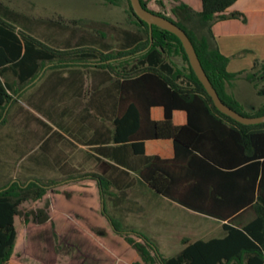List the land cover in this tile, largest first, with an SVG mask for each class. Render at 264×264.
<instances>
[{
  "label": "trees",
  "instance_id": "16d2710c",
  "mask_svg": "<svg viewBox=\"0 0 264 264\" xmlns=\"http://www.w3.org/2000/svg\"><path fill=\"white\" fill-rule=\"evenodd\" d=\"M116 1L109 0L112 4ZM125 1L135 29L118 31L125 45L115 54H103L93 47L62 50L48 46L36 37L38 27L27 25L31 23L27 17L0 5V119L11 100L8 91L12 86L2 81L7 72L22 89L47 64L94 62L98 68L107 69L115 74V79H111L112 90H116L111 119L113 142L121 144L120 149L127 155L142 160L135 170L139 181L155 194L221 222L223 232L220 237L183 240L182 250L170 258H164L140 233L136 234L143 242L127 236L124 240L144 264H264V123L242 125L217 110L193 73L178 38L155 26L150 35L149 26L134 15L129 0ZM155 1L162 5V0ZM236 1L201 0L198 12L177 3L170 11L174 17L171 18L150 9L146 0H140L145 9L168 19L186 33L207 78L225 105L246 117L262 116L264 103L247 115L242 105L227 94V85L237 75L228 73L229 58L219 52L212 33L218 22L247 23L244 14L228 12ZM40 24L49 26L51 31L63 30L54 29L51 21ZM150 39L151 46L147 49ZM172 56H180L186 66L174 68L169 62ZM106 61L110 63L102 64ZM258 68L246 78L263 83L260 87L256 85V89L257 95L264 97V61ZM153 107L162 108L161 121L151 119ZM176 111L186 115L182 126L173 125ZM158 139L172 140V158L145 156L144 143ZM110 157L118 166L101 162V174L88 177L96 183L101 198L107 187H117L114 178L128 175L119 166L134 170L127 161ZM51 186L32 180L28 184L15 181L0 188V264H8L11 259L19 207L27 201L40 200ZM106 217L121 235L120 223Z\"/></svg>",
  "mask_w": 264,
  "mask_h": 264
},
{
  "label": "rangeland",
  "instance_id": "374dc122",
  "mask_svg": "<svg viewBox=\"0 0 264 264\" xmlns=\"http://www.w3.org/2000/svg\"><path fill=\"white\" fill-rule=\"evenodd\" d=\"M146 1L150 9L174 18L170 12L177 4L174 1L162 0V5L156 4L155 0ZM0 5L27 17L31 21L27 25L40 27L36 37L39 39L42 38L39 33L45 34L43 39L53 47L55 44L62 46L66 41L76 49L88 47L82 44L84 40H97L106 44V52L115 54L125 45L123 35L118 31L135 29L125 0H117L114 4L109 0H0ZM40 21L54 22V29L63 30L51 31ZM12 22L19 25L16 20ZM21 26L25 28L24 24ZM169 62L174 68L186 66L180 56L170 57ZM247 64L240 62L234 66L240 71ZM257 82L258 87L263 84ZM238 89L243 90L238 91L243 112L251 115L252 108L260 106L264 97L258 96L257 89L254 91L246 83H241ZM10 131L13 130L10 128ZM5 132V127H0V146L1 143L4 145L0 150V188L13 178L20 183L36 180L52 185L40 200L27 201L19 207L14 222L16 241L8 264H144L124 240L126 236L143 242L136 234L140 233L164 258H170L182 250L183 240L209 239L223 234L221 223L214 219L173 209L162 200L157 206L141 184L125 190L107 187L104 198H101L92 179L70 180L75 176L96 174V166L88 165L77 175L61 177L22 171L16 175L8 174L7 169L16 167L9 168L5 162L9 139H6ZM106 215L120 223L121 235L113 230Z\"/></svg>",
  "mask_w": 264,
  "mask_h": 264
},
{
  "label": "crops",
  "instance_id": "0c3cea01",
  "mask_svg": "<svg viewBox=\"0 0 264 264\" xmlns=\"http://www.w3.org/2000/svg\"><path fill=\"white\" fill-rule=\"evenodd\" d=\"M175 3H184L197 12L201 10V0H177ZM228 12L244 14L247 23L243 24L238 20L218 22L213 25L212 33L219 52L229 58L228 73L237 75L227 85L226 92L240 103L238 91L243 90H239L238 86L246 83L255 91L258 82L247 80L246 74L255 72L264 61V0H237ZM38 29L40 30V27ZM39 34L42 36L39 37V41L52 46L43 39L45 34L44 36L42 33ZM82 44L93 48L100 46L101 48L96 49H101L103 54L108 53L106 44L97 40L95 42L84 40ZM69 45L70 43L65 41L62 46L58 44L54 46L63 50L70 47ZM240 62L248 64L237 71L238 68H235L234 64ZM255 62L257 68H254ZM107 63L110 62H102ZM55 64L44 65L37 78L22 89L18 88L16 78L10 72L2 77L4 83L12 86V90L8 91L11 100L0 119V127H5L6 139L9 138L5 162H8L9 168L16 167L12 170L7 169V173L16 175L22 171L29 174H56L61 177L77 175L88 165L92 168L97 167L96 174H85L70 179L76 180L101 174V162L115 164L111 160L112 155V158L127 161L134 170L119 166L120 169L127 171L128 175H123L120 179L114 178L113 183L117 187H111L125 190L141 184L157 206L159 200H162L173 209L193 212L155 194L142 184L135 172L142 160L127 155L120 149L121 144L113 142L111 119L116 90H112L111 79H115V74L107 69L98 68L94 62L87 64L70 62L62 66ZM255 92L257 94V90ZM150 117L152 120L161 121L162 108H151ZM172 122L175 126L184 125L185 113L174 112ZM10 128L13 131H10ZM3 148L4 145L1 143L0 150ZM144 152L146 157L159 156L170 159L173 156L172 140H148L144 143ZM15 159L18 162H15ZM115 165L118 166V163ZM15 181L17 180L13 178L10 183ZM31 181L29 180L27 184Z\"/></svg>",
  "mask_w": 264,
  "mask_h": 264
},
{
  "label": "water",
  "instance_id": "95a60500",
  "mask_svg": "<svg viewBox=\"0 0 264 264\" xmlns=\"http://www.w3.org/2000/svg\"><path fill=\"white\" fill-rule=\"evenodd\" d=\"M129 3L134 15L139 20L145 22L149 26L150 35H151L152 26H155L157 28H160L162 30H165L173 34L178 38L187 56L189 65L193 73L195 74L198 81L202 84L207 94L212 99V102L214 106L217 108V110H219L222 114L230 117L231 119L242 125L250 126V125H258L264 123V115L257 117H246L232 110L221 101L217 92L215 91L209 79L207 78L190 39L181 28H179L177 25H175L173 22L169 21L168 19L156 15L150 12L149 10L145 9L142 6L140 0H129ZM150 46H151V39L147 49Z\"/></svg>",
  "mask_w": 264,
  "mask_h": 264
}]
</instances>
